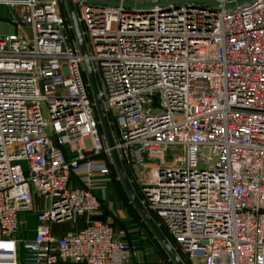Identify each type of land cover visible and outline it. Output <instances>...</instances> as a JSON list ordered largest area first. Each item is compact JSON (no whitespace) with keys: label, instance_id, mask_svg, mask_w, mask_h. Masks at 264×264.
Instances as JSON below:
<instances>
[{"label":"built area","instance_id":"2783aa9c","mask_svg":"<svg viewBox=\"0 0 264 264\" xmlns=\"http://www.w3.org/2000/svg\"><path fill=\"white\" fill-rule=\"evenodd\" d=\"M100 1L75 3L84 56L64 0H0L17 29L0 35V264H162L92 218L113 161L85 58L121 164L189 264H264V0Z\"/></svg>","mask_w":264,"mask_h":264},{"label":"water","instance_id":"95a60500","mask_svg":"<svg viewBox=\"0 0 264 264\" xmlns=\"http://www.w3.org/2000/svg\"><path fill=\"white\" fill-rule=\"evenodd\" d=\"M188 1L208 2L211 5L220 6V4L214 0H169V1L163 2V4H167L170 2L179 3V2H188ZM249 1H251V0H238L237 3H245V2H249ZM100 2L103 4H118L117 1H112V0H102ZM66 3H67V11L69 14V20L73 25L75 35H76L80 50L82 52V55L85 56L86 55V49H85L84 41H83V38L81 35L79 23L76 19V14H75L73 2H72V0H66ZM124 4L130 5L129 3H124ZM234 4L235 3L226 4L225 7L226 8L232 7ZM84 64H85V68H86V74H87V79L89 82L90 91L92 93V96H93V99L95 102L96 110H97V113H98V116H99V119L101 122V126L103 129L107 144L109 147H111V157H112V161H113V165L115 167V170L118 174V177H119L121 183L123 184V187L126 190L127 194L129 195L131 202L133 203V205L137 209V211L140 214V216L142 217L143 221L149 226V228L151 229L155 239L158 241V243L164 249V251L168 255L169 259L173 262V264H184L182 262V260L180 259V257L178 256L176 250L171 246V244L168 242L166 237L162 234V232L160 231V229L158 228L156 223L153 221V219L148 214V211L143 206L142 202L137 198V196L133 192L132 187H131V185H130L127 177H126V174L124 172V169L122 167L121 161L118 157V154H117L116 150L113 148L114 143H113L111 131L109 128V124H108V121L106 118L105 111H104L103 106H102L101 97H100L99 92H98V88H97V85L95 82L93 71H92V68H91L90 63H89L87 58L84 59Z\"/></svg>","mask_w":264,"mask_h":264},{"label":"crops","instance_id":"0c3cea01","mask_svg":"<svg viewBox=\"0 0 264 264\" xmlns=\"http://www.w3.org/2000/svg\"><path fill=\"white\" fill-rule=\"evenodd\" d=\"M0 6H5V5H0ZM5 8L7 9L6 6H5ZM7 19H8V16L3 18V20L8 23ZM13 28H14V31L16 32L17 29L14 26H13ZM13 28H12V30H13ZM111 166L114 167V165L110 164V169H111ZM122 167L124 169V172L126 174V177H127L128 181H129L131 187L135 186V188L138 191L139 197H137V198L142 202L143 198H142V195H141L140 190L138 188V185L133 181L130 171L126 168L127 171H128V174H127V172H126V170L124 168V165H122ZM114 170H115V167H114ZM114 177L119 180L120 184H117L118 182H116V181L110 182V183H106L107 186H106V193H105V198H104L105 214L104 215L101 214L99 216H95V217H92V218L109 222L112 225V227L114 228V230H115V236L117 238L123 240V241L130 242L131 244H133L136 247V249L138 251H140L138 249V247H141L143 244H145L146 246L147 245L148 246L149 245L152 246L151 243L147 244V242H149L150 238L147 239V240H143L142 238L139 237L140 235H142L141 234V229H137L135 231V233L133 232V229H131V228H134L135 224H130L129 225V223L127 222V226L129 228L126 229V230L123 228V225L121 224V221H127V220H131L132 219V215L131 214H128V215L126 214L127 213L126 211H128V210L126 208V205H125V202H124L123 199H127V202L131 203L132 205H133V203L131 202V199H130L129 195L127 194L126 190L124 189L123 184L121 183L116 170H115ZM78 184L79 183L77 181V178L73 177L72 185H78ZM95 194L98 197H100V193L99 192H95ZM32 198L33 199H48L47 197H45L43 195H39L37 192L33 193V197ZM134 208H135V206H134ZM101 211H102V208H101ZM87 220L88 219H87V216L85 214H80V215L76 216L75 220L72 221L73 222L72 224L74 226L75 231L81 229L82 227H84L85 224L87 223ZM132 223H134V222H132ZM55 226L56 225H52V231H53L55 236L61 237V236H64L66 233H68L67 231H60V230L58 231V230H56ZM148 256H150L149 253L148 254L143 253V255L139 254V258L144 259V260H146V258ZM153 260L154 259H152V261ZM152 261H150V262H152ZM188 264H189V261H188Z\"/></svg>","mask_w":264,"mask_h":264},{"label":"rangeland","instance_id":"374dc122","mask_svg":"<svg viewBox=\"0 0 264 264\" xmlns=\"http://www.w3.org/2000/svg\"><path fill=\"white\" fill-rule=\"evenodd\" d=\"M65 2V7L67 8V3H66V0H64ZM72 2H73V6H74V10H75V14H76V19H77V8H76V5H75V3H76V0H72ZM68 12V11H67ZM69 15V14H68ZM6 16H8L7 15V9L5 8V6H0V35H5V34H11V33H14L15 31H14V28H13V26L12 25H10L9 24V22L7 23L6 21H4L3 20V18L4 17H6ZM77 21H78V19H77ZM79 23V27H80V31L81 30H83V26L81 25V23L80 22H78ZM12 28H13V30H12ZM21 32H22V30H20ZM74 35H75V31H74ZM75 38H76V35L74 36ZM83 38V37H82ZM76 40H77V38H76ZM78 42V41H77ZM78 46H79V44H78ZM87 49H88V51H89V48L87 47ZM94 78H95V82H96V85H97V88L99 87V81H98V78H97V76L95 75L94 76ZM154 97H156L157 98V104L156 105H154L153 103H151V107H152V109L154 110V111H157V110H161L162 109V107H161V98H160V96H159V93H155L154 95H153V97L152 98H154ZM43 113H44V116H46L47 114L45 113V110H44V108H43ZM107 118V117H106ZM108 119H109V117H108ZM108 121V120H107ZM109 128H110V131H111V135H113V132H114V128H113V124H110L109 125ZM105 136V135H104ZM106 139V138H105ZM112 139H113V137H112ZM206 152H204V154H205ZM175 155H177V154H172L171 155V153H167L166 154V157H165V159H166V161H169V160H171V158L173 157V156H175ZM20 164L22 165V167H23V169L25 170L26 169V163L24 162V161H20ZM132 190H133V192L135 193V195L137 196V197H139V194H138V191H137V189L135 188V186H133L132 187ZM38 194L39 195H41L39 192H38ZM48 204H49V200H47V199H33V205H34V207L35 208H42V207H47L48 206ZM147 211H148V214L150 215V217L153 219V221H154V218H153V216H152V214H153V212H151V211H149L148 209H146ZM127 213V215L128 214H131L129 211H126ZM132 215V214H131ZM19 218L20 219H22V220H26L27 222H29L30 223V226H33L34 225V218L33 217H27L26 216V214L25 213H21V214H19ZM91 220H93V219H91ZM155 223H156V225L158 226V228L160 229V231L162 232V234L166 237V235H165V233L163 232V230H162V227H161V225L159 224V222H156V221H154ZM73 222L72 221H65V222H62V223H57V224H54V225H56L55 227H56V230H60V231H67V232H76L75 231V229H74V226H73V224H72ZM145 223V222H144ZM131 223H129V225H130ZM146 224V223H145ZM146 226L148 227V229L150 230V232L152 233V231H151V229L149 228V226L146 224ZM143 226H141V225H138V224H136L135 226H134V228H131V229H133V232L135 233V231L137 230V229H141V234L142 235H140L139 237L140 238H142L143 240H147V239H149L150 238V236H149V233L147 232V230L145 229V228H142ZM152 235H153V233H152ZM153 238L155 239V237H154V235H153ZM166 239H167V237H166ZM168 240V239H167ZM168 242H169V240H168ZM143 243V242H142ZM152 244V246L151 245H145V244H143L141 247H138V249L140 250L139 251V253L140 254H142L143 255V253H145V254H148L149 253V255L150 256H148L147 258H146V261H152V259H157V260H159L160 259V255H159V248H158V246L157 245H155L150 239H149V242H147V244ZM161 246V245H160ZM178 254V253H177ZM179 256V255H178ZM180 257V256H179ZM181 259V258H180Z\"/></svg>","mask_w":264,"mask_h":264},{"label":"trees","instance_id":"16d2710c","mask_svg":"<svg viewBox=\"0 0 264 264\" xmlns=\"http://www.w3.org/2000/svg\"><path fill=\"white\" fill-rule=\"evenodd\" d=\"M124 168H125V170H126V172L128 174V171H127L125 165H124ZM114 174H115L114 167L111 166V170H110V174H109L110 180L107 183L116 181V182H118L117 184H120L119 180L114 177ZM123 200L125 202V205H126L127 210L132 214V219L131 220L121 221V224L123 225V228L125 230L129 228L127 226V222L128 223H131V224H135V225L138 224V225L143 226V228H145L147 230V232L149 233V236H150V239L152 240V242L155 245H157L158 248H159V252L158 253L160 255V259L159 260L154 259L152 262H161L162 264H173L169 260V258L167 256V254L165 253L164 249L160 246V244L157 242V240L153 238L152 233L150 232V230L148 229V227L146 226V224L144 223V221L142 220L141 216L139 215V213L137 212V210L134 208V206L131 203H128L127 202V199H123ZM101 208H102V215H104L105 214L104 199L101 200ZM152 216L154 218V221L158 222V219H157L156 215L155 214H152ZM132 222H134V223H132ZM28 227H31L29 222H28ZM162 230L165 233V235H166L167 239L169 240L170 244L175 248L176 252L180 256V258L182 259V261L185 264H188V259H187L186 255L184 253H182L179 248H177L176 244L169 237V235L166 233V231L164 230L163 227H162Z\"/></svg>","mask_w":264,"mask_h":264}]
</instances>
